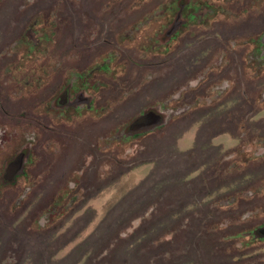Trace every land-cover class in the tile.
I'll use <instances>...</instances> for the list:
<instances>
[{
  "label": "trees",
  "instance_id": "16d2710c",
  "mask_svg": "<svg viewBox=\"0 0 264 264\" xmlns=\"http://www.w3.org/2000/svg\"><path fill=\"white\" fill-rule=\"evenodd\" d=\"M9 1L0 0V11L8 5ZM182 1L184 3L178 0H162L161 5L162 13L166 14L168 19L175 14L178 15L179 21L181 19L179 36L192 27L209 26L217 17L226 19L232 16L228 12L226 14L224 10L223 3L226 0ZM232 1L229 0V3ZM46 12L43 10L30 15L18 34L10 41H4L1 46L2 51H5L0 54V72L11 75L15 71H20L19 75L22 74V77L16 82L20 88L19 96L22 98H25L23 89H30L31 82L35 84L41 80V77H34V73L46 72L42 60L51 55L54 48L53 27L55 24L51 19L52 14H45ZM247 46L255 53V59L247 57L250 50ZM235 49H240L238 56L241 58L242 73H245L243 68L252 72L255 68L254 64L257 66L256 71L253 72L255 76L264 71L262 66L264 65V32H260L245 43L241 40L236 42ZM219 79L220 75L216 74H212V77L200 76L196 79V84L187 85L186 90L179 89L177 95L172 94L166 108H171L176 103L177 111L171 116L169 122H166L168 113L161 112L156 107L157 111L164 115V121L150 131L131 136L125 135V127L136 116L129 119L123 126V130L120 129L121 132L116 129H119V126L114 127V133L110 137L107 130L104 132L103 129L98 128L97 169L106 164L105 157L108 156L109 148H111L112 163L116 171L113 170L114 177H111L110 181L116 180L122 174V170L127 168L149 163L155 166L135 188L113 206L101 225L93 231V236L99 240L98 246L91 250L84 264H90L95 259L96 264H124L122 252L118 248H125L132 240H137L155 229L156 234L162 238L159 246L164 249V253L168 254L163 260L158 258L160 264H173L171 260L175 257L171 254V249L175 239L180 242L182 240L187 250L186 241L190 242V239L194 241V238L199 241L208 240L206 249L213 262L264 264V258L257 260L256 256L252 257L258 248L264 247V134L250 135V131L244 126L246 123L244 119L247 116L264 110V95H262L264 90L260 92V95L257 93L255 98L248 97L246 94L239 98V104L242 103L240 110L246 108L245 117H237L239 111L233 104L234 108L227 110L228 112L222 115L221 119L218 118V121L205 122V125L197 131L194 146L183 153L177 152L174 141L170 142L165 138L157 145L152 141H145L150 134L162 131L166 127V135L169 138V133L172 136L175 127L177 130H181L180 127L185 125V128L189 127L188 124L194 121L195 116L198 118L205 116L207 112L229 99L238 101V97L233 96L236 93L234 89H228L227 85L220 87ZM243 89H241L242 94L246 90L249 93L252 92L250 87ZM9 94L12 97L13 92L10 91ZM118 94L115 92L114 97ZM2 102L7 103L1 99L0 107L3 105ZM248 107H250L249 111ZM10 111L13 112V110ZM104 113L100 116L99 112L100 121L107 118ZM228 119L230 122L235 121L236 124L228 125ZM222 120L223 123H221ZM232 127L236 129L240 142L222 153L215 151L210 145V140ZM2 143L0 134V147ZM26 160L23 162L22 172L15 176L11 184L3 185L0 181V202L5 197L3 196L6 192L5 188L17 191L8 204L0 203V223H6L10 219L11 223H14L21 217V225L0 224V236L4 235L5 238L1 243L0 264H17L19 257L14 260L7 257L9 248L14 245L24 254H27L28 248L33 251L30 236L32 234L40 239L37 249L44 251L41 241L47 240L50 235L60 230L64 222L101 187L87 190L84 177L71 173L66 176L62 174L61 180L48 189L44 188L41 192L42 196L34 202L33 207H29L25 203L33 198L35 193H32L30 188H28L30 190L19 188V182L22 179L25 182L29 180L27 171L32 162ZM253 162L257 164L254 165ZM43 165L44 163H41V166ZM200 167L202 169L199 171ZM196 171V175L189 177ZM253 175L254 178H249L247 186L221 193L222 189H227L235 183L239 184L246 177H253ZM100 176L99 173V178ZM31 184L33 186V183ZM34 184L40 185L37 181ZM15 211L19 213L14 214ZM12 214H14L13 217ZM174 214L177 215L175 219L166 221ZM13 218L17 219L14 221ZM75 230L76 228H73L72 231L75 232ZM122 233L124 238H120ZM174 234L177 237L172 236ZM64 236L65 234L60 236L57 245L60 246ZM166 236L170 238L165 239ZM70 237L71 235H68L66 240ZM115 241L118 242L112 245ZM109 245L112 246L109 247ZM141 246V244L137 246L139 252ZM101 252L105 255L97 260ZM43 257L44 254L40 252L35 256L34 263L41 264ZM66 263L71 264L68 261Z\"/></svg>",
  "mask_w": 264,
  "mask_h": 264
},
{
  "label": "rangeland",
  "instance_id": "374dc122",
  "mask_svg": "<svg viewBox=\"0 0 264 264\" xmlns=\"http://www.w3.org/2000/svg\"><path fill=\"white\" fill-rule=\"evenodd\" d=\"M156 2L157 0H30V2H25V0H10L8 5L0 11V54L5 51H2V43L4 41H10L11 38L15 37L23 25L28 21L30 15L32 16L34 13L36 14L43 10L47 11L45 14H52L51 19L55 24L53 30L54 41L56 43L51 55L55 58H58L61 55L67 56L68 59H63L62 62L65 61V63H67L66 61H68L66 64L68 66L72 65L69 63L77 61L82 56H87L88 53L93 54V51L95 54L97 52L98 55L105 53V48H107V45L110 44L111 41L118 43L116 44L118 47L113 50L110 49V51L114 53V58L116 60L112 88L114 87V89H116L114 91L119 94L113 98L114 102L111 105L113 110L106 114L107 118L102 121L98 119V121L102 122V124L98 122V128L103 129L104 132L107 130V133L111 128L110 130H112V132H109V137L114 133V127L119 126V129H116L121 132L123 126L128 123L129 119L141 114L146 106L153 104V102L156 101L162 111L168 113L166 122H169L171 116L178 108L175 105H172L171 108L166 107L176 90H186L188 88L187 85H193L196 79L198 77L200 78V76H203L204 78L207 77V75L212 77V74L221 75V73H217V69L220 66L218 59L220 55L224 56L227 60H230L231 58L233 59V57L239 53V50L235 49L236 42L241 40L242 43H245L247 40L257 36L260 32H264V0H235L231 3H229V0H226V4L224 5L225 12L226 14L228 12L232 15L231 18L223 20V17H217L209 26H201L200 28L192 27L182 33L176 40L177 42L174 46V49H176L178 70L176 69V72H173L170 75H167V73L170 72V67L165 69L162 68L161 72H158L157 76L161 77V87H166V89L160 90V88H157L154 91L157 95L153 96V91L147 92V90H154L156 87L153 85V88H147L153 83L152 81L155 77L154 72L147 69L141 74L142 69L140 71L135 63L139 54L132 45L138 46L139 42L142 41L138 38L139 36L135 37L136 34L129 37L130 41L133 39L132 43L125 39L124 42L122 41L126 32H129L130 29L131 31L134 29V32L136 33V29L138 31V28L140 30L138 34H143L147 40L142 45H145L146 43L149 44V42L153 41V34L155 32L157 33L159 29H163V27L159 28L160 25L157 21H155V23L151 22L150 25H139V23H137L136 26H134L135 28H133L125 18L132 14H139L141 8H144L146 13H148L146 18H153V14L160 8ZM178 2L184 3L182 0H178ZM87 9L89 11H86ZM89 12L90 14L95 13V19L93 17L88 19L84 15V13H88L87 15H89ZM106 13H111L114 21H109V27L104 29L101 27V25L104 24V21L98 19V23L97 18H99L101 14ZM103 17L105 18V16ZM97 24L100 29H98ZM99 24L101 25L99 26ZM77 26L80 27V40H82L83 44L91 42V40L95 39L97 34H100L98 38L101 37V40L99 39V42H103L101 48L95 49L83 47L81 45L76 46L75 40L77 38ZM101 33L103 35L107 34L108 37L105 39ZM158 34L160 35L161 33ZM166 34H163L164 36L162 35L160 39L163 40ZM247 49H250L247 57L253 59L255 53L251 51L250 47ZM103 56L105 55L103 54ZM243 57H245V55ZM93 60L99 62L101 58H95ZM231 65L233 64H227L225 69L226 75H224L225 78L229 80H232L233 78L231 77L234 75L232 73L233 68ZM254 65L255 68L252 69V72L249 69L243 68L245 73L240 75L241 82L238 83L239 89L236 87L233 88L236 92L233 96H237L238 101L229 99L224 104H220L219 107H215L207 112L205 116H199V118L195 116L196 118H194V121L191 124L189 123L190 125L188 124L189 127L187 128H185L186 125L181 126V130H177L176 127L173 130L172 127V136L173 138L175 137V139L172 138L170 133L169 138L167 137L165 131L166 127L162 131L160 130L150 134L145 141H152L157 145V143L165 138L170 142L174 141L177 152L183 153L194 146L197 131L205 125V122L212 120V122L218 121L222 118V115H225L228 112L227 110L234 108L232 106L233 104L236 105V109L239 111L237 117H245L247 113L245 111L246 108L242 111L240 110L242 103L239 104V98L245 96V94L248 97L255 98L257 97V93L260 95V92L264 90V71H261L259 75L255 76L253 72L256 71L257 66L256 64ZM19 72L20 71H15L11 75H6L3 74V72H0V100L3 99L5 103L7 102L6 104L2 102L3 105L0 107V134L3 142L0 147V181L3 185H9L12 183L11 180L7 181V184H4L3 182L5 166L12 158L17 155L21 156L25 154L27 150L25 144L26 135L29 127L33 126L31 128H33L34 131L38 130L40 132L39 144L32 156V164L28 166V182H25L23 179L19 182V188L21 187L23 190L30 188L32 193H35L33 194V198H30L29 201L25 203L27 206L33 207L34 202L38 201L42 196L41 192H43L44 188L48 189L52 187L56 182L61 180L62 176L71 173L68 168L70 164L68 160H73L74 158H62L63 161L62 159H58L60 157L59 148H62L63 143H65V147H68V144H66L67 142H62V139L60 140L57 138V134L59 133L58 130L55 134L53 131L52 135L54 137L44 138L45 135L49 137V134L48 132L46 133L47 130H43V127L45 129L49 127L50 122L44 112H41L40 109L37 110L38 108H41L37 105L47 104L49 98L52 97L50 93L48 94L49 90L47 88L49 83L47 82V85L44 86L43 89H23L25 98H22L19 96L20 88L18 82H16L22 77V74L19 75ZM63 73L64 69L58 70L55 74L56 77L52 76V78L55 79L52 81L50 80L51 82L54 81L51 86V91H53V88H56L55 83L58 82L59 78H62ZM36 76L39 75L36 73L34 77ZM107 80L111 79L107 78ZM171 84L174 85L172 86L173 88L168 87ZM247 87L251 88V93L246 90ZM144 88L147 90L144 95H141L140 93ZM241 89L246 90V92L242 94ZM10 91L13 92L12 97L9 96ZM45 91L47 94L43 93ZM6 93H8V95ZM262 95H264V93H262ZM31 106H33L32 109L28 111ZM249 108L250 107L247 108L248 111ZM10 110H13V112L15 111L16 113L11 112ZM195 112L198 113V111ZM50 114L57 117L56 113L53 114V112H50ZM50 117L52 116L50 115ZM131 121L124 129V132L126 131L131 135L150 131L152 126L156 125L157 127L160 125H157V122L150 126H145V124L143 125L144 129L140 128L138 129L139 131H136L137 129L135 128V125L137 124H133ZM244 121L246 122L244 126L250 131V135L256 133L264 134V110L247 116ZM86 122L89 123V119H87ZM81 123H83V121H77L74 124L75 128H78ZM221 123H223V120ZM230 123H233L234 125L236 124L235 121L230 122L228 119V125ZM239 142V136L237 135L236 129L232 127L226 132L215 135V137L210 140V145H212L215 151L222 153L235 147ZM105 158V161H107L106 164L103 165L102 168H98L97 172L95 171L91 176L93 178L92 185L95 186L93 190L97 189L98 186L101 187H99V189L80 206L77 212L64 222L60 230L53 235H50L47 240L41 241L44 246V251L37 249L40 245V239L34 237V234H32L30 235L32 237V243L31 241L30 243L33 247V251L28 248V251L26 252L27 254H24L22 251H19L20 248L14 245L9 248L7 257L9 256L11 260L19 257L18 261H16L17 264H36L34 263L35 256L42 252L44 257L41 264H67V261L71 264H84L86 257L98 246L99 240L93 236V231L101 225L113 206L116 205L130 190L135 188L155 166L153 163H149L131 169L127 168L126 170H122V174L118 176L116 180L112 179L113 181H110V178L114 177L113 170L114 172L116 171L112 163V153L108 154ZM41 163H44V165L41 166ZM253 164L255 165L257 162H253ZM201 169L202 168L200 167L199 171ZM103 170H106V172H101ZM197 171L190 174L189 177L196 175ZM99 173L101 175L100 178ZM84 177L85 179L87 178L86 176ZM249 178L253 179L254 175L253 177H246L239 184L235 183L227 189H222L221 193H227L232 189L247 186ZM29 181L31 182L29 183ZM35 181L39 182L40 185H35ZM31 183H33V186ZM90 183L91 182L86 181L88 186ZM5 190L6 192L3 194L5 197L3 198V201L0 202L2 205L8 204L9 200L17 192L12 191V189L9 188H5ZM15 213L19 212L15 211L14 214ZM14 214H12V217ZM176 216L177 215L175 214L171 215L166 221H171L175 219ZM16 219L17 218H13L12 220L15 221ZM16 221L17 222L11 223L10 219V221L8 220V222L0 224H3V226L21 225V217ZM73 228H76L75 232L72 231ZM64 234L65 238L62 239L60 246L57 245V241L61 238L60 236H63ZM66 235H71L69 240H66ZM257 235H259V233ZM172 236L177 237L175 234ZM120 238H124L123 233ZM169 238L170 236H166L165 239ZM4 239V235L0 236V249L1 243ZM194 239V241L191 239L190 242L186 241L185 246L187 247V250H185L182 240L180 242V240L175 239V242L172 243L171 249V254L175 257L171 260L173 264H221V261L213 262L207 253L206 247L209 244L208 240L199 241L197 238ZM161 241L162 238L156 234L155 229L137 240H132L130 245H126L125 248H118V250L122 252L124 264H160L158 258L163 260L164 258H167L168 255L164 253V249L159 246ZM64 242L66 244H64ZM117 242L118 241H115L112 245H115ZM44 243H46V245ZM139 244L142 245L140 247V252L137 250ZM178 244H180L181 248ZM112 245H109V247ZM149 246L150 248H148ZM104 255L105 253L101 252V254L97 256V260ZM254 256H256L257 260L264 258V247L258 248L252 257ZM95 262L96 259L91 261L90 264H96ZM252 262L255 261L252 260Z\"/></svg>",
  "mask_w": 264,
  "mask_h": 264
},
{
  "label": "flooded vegetation",
  "instance_id": "af4514ba",
  "mask_svg": "<svg viewBox=\"0 0 264 264\" xmlns=\"http://www.w3.org/2000/svg\"><path fill=\"white\" fill-rule=\"evenodd\" d=\"M234 1L235 0H233V2ZM156 3L158 4V7L160 6V8L155 13L152 12L154 13L153 18H146L148 13H146V10L144 8L140 9L139 14H132L125 18V20H127L129 24L133 26V28H135L134 26H136L137 23H139V25H150L151 22L155 23V21L159 23V28L163 27V29H159L157 33L155 32L153 34V41L149 42V44L146 43L145 45L142 44L145 43V41L147 40L143 34H138L140 32L139 28L138 31L136 29V33L134 32V29L132 31L130 29L131 32H126V34L123 36L122 42H124L125 40L130 41L129 37L133 34H136L135 37L139 36L138 38L142 42H139L138 46H134L131 44L132 47H134L139 54V56L137 57V61H135L137 68L140 71L142 69L141 74L147 69L149 71L154 72L155 74V77L152 81V85L147 89H151L153 85L156 88H154V90H147L146 88H144L140 93L141 95H144L145 91L147 90V92L153 91V96H156L157 94L154 91L157 88H160V90L166 89V87H161V77L157 76L158 72H161L162 68L165 69L170 67V72H168L167 75L176 72V69L178 70L176 49H174V46L176 45V40L179 38V26L181 19L179 21L177 14H175L174 17L168 19L167 15L162 13V1L157 0ZM225 4L226 2L223 3V5ZM86 11L89 10L87 9ZM87 14L84 13V15L88 19L90 17L94 18V16H96L95 13L90 14L89 12V15ZM103 16H105V18ZM98 19L100 21H104L103 25H101L102 23L99 24V26L101 25V27L104 29H107L109 27V21H114L111 13L101 14L99 18H97V22ZM224 19L225 18L223 17V20ZM77 28V38L75 40L76 46L81 45L83 47H90L95 49L101 48V44L103 42H99V39L101 40V37L98 38L100 34H97L95 39L91 40V42L83 44L82 40H80V27L77 26ZM98 29L100 28L98 27ZM158 33L161 34L159 35ZM163 34H166V36L163 38V40H161L160 37ZM101 35L104 36L105 39L106 37H108L107 34L103 35L101 33ZM132 40L130 41L131 43L133 42ZM55 43L56 42L54 41V46ZM116 44L118 43H114L113 41H111V43L107 45V48H105V53H103L105 56H103V54L98 55L97 52L95 54L93 51V54L88 53L87 56H82L77 61L69 63L72 64L69 66L66 65L68 61H66L67 63H65V61L62 62L63 59L67 58V56L61 55L58 58H55L53 55H49L46 58H43L42 60V65L45 66L46 72H42V74L39 72L34 73V76L37 73L39 76L36 77H41V80L35 84H33L32 82L30 83V89H43V87L47 85V82L49 83L47 88L49 90L48 94L50 93L52 97L49 98V102L47 104L37 105L38 107H41L37 110L40 109L41 112H44L50 122L49 127H47L46 129L43 127V130H47L46 133L48 132L49 134V137L45 135L44 138L54 137L52 135L53 131L54 134L57 130L59 131V133L57 134V138L60 140L62 139V142H67L66 144H68V147H65V143H63L62 148H59L60 157L58 159H66L67 157L74 158L73 160H68V162L70 163L68 168L71 174H75L79 177H87L88 175H90L88 176L90 177V180L88 177L86 179L84 177L85 181L91 182L89 186L85 184L87 190H93V188L95 187L94 185H92L93 178L91 176L94 174L95 171L97 172V134L99 124V112L101 113L100 116H102L104 112L108 114L113 110V107H111V105L114 102V90L116 89H114V87L112 88V79L115 75L114 65L116 63V60L114 58V53L110 51V49L113 50L118 47V45ZM95 58H101V60L99 62H95L93 60ZM218 59L220 64V66L218 67V73H221L219 79V86L224 87L227 85L228 89H233L234 87L237 88L238 83L241 80L240 75H242V65L240 56L235 55L233 59L231 58L230 60H227L224 56L220 55ZM227 64H233L231 65L233 68L232 73L234 74L233 77H231L233 78L232 80L226 79L224 76L226 75L225 69ZM63 69L64 73L62 75V78L58 79V82L55 83L56 88H53V91H51V86L54 82L51 81L55 79L52 78V76L56 77L55 74L58 72V70ZM107 78L111 80H107ZM172 86L174 85L171 84L168 87ZM43 93H46V91ZM174 95H177V90ZM173 105L177 106L176 103ZM32 107L33 106H31L28 111H30ZM152 107L155 110H157L156 107H158L159 110L162 112L161 107L157 104L156 101L153 102V104H149L148 106H146L143 109L142 113L145 109ZM50 112H53V114L56 113L57 117H54L52 114H50ZM141 114L136 115V117ZM50 115L53 118L50 117ZM87 119H89V123L86 122ZM79 120H81V122L83 121V123H81L78 128H75L74 124ZM100 124H102V122H100ZM31 127H29L28 129L25 143L29 151L26 161L29 160V162L32 160L34 151L36 150V147L39 144L38 141L40 135V132L38 130L34 131ZM110 129L108 131V135L110 131L112 132V130ZM111 153L112 149L109 148V154Z\"/></svg>",
  "mask_w": 264,
  "mask_h": 264
},
{
  "label": "water",
  "instance_id": "95a60500",
  "mask_svg": "<svg viewBox=\"0 0 264 264\" xmlns=\"http://www.w3.org/2000/svg\"><path fill=\"white\" fill-rule=\"evenodd\" d=\"M163 121H164L163 114H161L154 108H147L144 110V112L140 116H137L131 122H133V124H137L135 125V128L137 129L136 131H139L138 129L143 128V125L145 124H146L145 126L147 125L150 126V125H153L155 122H157L158 123L157 125L159 124L161 125ZM154 126L156 127V125ZM154 126H152L151 129L155 128ZM124 133L127 136H131V134L127 133L126 131ZM27 155H28V149L26 150L24 155H21V156L17 155L16 157L9 160V162L7 163L4 169V173H5L3 175V179L5 180V181L3 180L4 184H7V181L9 180L13 182L15 176L19 175L22 172L23 162L27 158Z\"/></svg>",
  "mask_w": 264,
  "mask_h": 264
}]
</instances>
